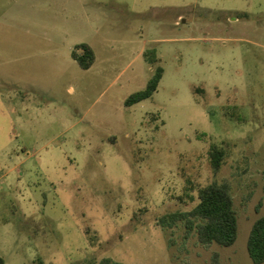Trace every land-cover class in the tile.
<instances>
[{
	"label": "rangeland",
	"instance_id": "374dc122",
	"mask_svg": "<svg viewBox=\"0 0 264 264\" xmlns=\"http://www.w3.org/2000/svg\"><path fill=\"white\" fill-rule=\"evenodd\" d=\"M158 66L157 89L126 106ZM211 143L225 149L217 173ZM213 180L233 196L231 246L158 223ZM262 215L264 0H0L4 264H256Z\"/></svg>",
	"mask_w": 264,
	"mask_h": 264
},
{
	"label": "trees",
	"instance_id": "16d2710c",
	"mask_svg": "<svg viewBox=\"0 0 264 264\" xmlns=\"http://www.w3.org/2000/svg\"><path fill=\"white\" fill-rule=\"evenodd\" d=\"M143 55L149 63H155L158 60L154 49H146L143 51ZM72 57L82 69H88L94 63L95 53L88 43H80L72 51ZM162 73L163 69L158 66L145 88L129 95L125 100V105L131 106L149 98L157 89ZM207 155L214 173H217L225 156L224 147L211 143ZM190 192H195V195ZM184 196L180 195L178 199L182 202L185 201V198L192 202L195 201L194 205L189 210L162 215L158 218V223L161 226H172L181 222L185 229V236L195 233L198 242L205 246L217 244L227 247L235 242L238 233V217L227 182L213 180L198 187L188 186ZM247 251L254 263L264 262V215L258 217L250 229ZM214 261L217 264L216 258ZM0 264H4V259L1 256ZM34 264H44V262L39 260ZM82 264L124 263L111 257H103L99 260L90 259Z\"/></svg>",
	"mask_w": 264,
	"mask_h": 264
}]
</instances>
